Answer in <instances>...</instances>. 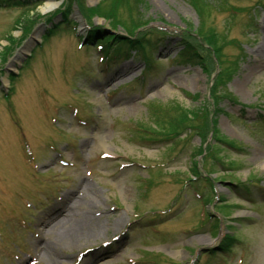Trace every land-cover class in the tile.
I'll return each mask as SVG.
<instances>
[{
  "label": "rangeland",
  "instance_id": "obj_1",
  "mask_svg": "<svg viewBox=\"0 0 264 264\" xmlns=\"http://www.w3.org/2000/svg\"><path fill=\"white\" fill-rule=\"evenodd\" d=\"M75 1L0 8V264H264V64L251 65L264 0H135V18L124 0H79L83 17ZM63 18L72 23L41 43ZM84 18L102 30L91 46L80 40ZM128 26L149 61L126 47L102 62L99 38ZM201 60L215 64L211 75ZM124 68L131 74L111 84ZM201 112L205 124L183 127ZM212 121L209 160L198 148ZM204 171L220 197L209 205ZM69 209L81 235L99 236L71 248L40 225Z\"/></svg>",
  "mask_w": 264,
  "mask_h": 264
},
{
  "label": "bare ground",
  "instance_id": "obj_2",
  "mask_svg": "<svg viewBox=\"0 0 264 264\" xmlns=\"http://www.w3.org/2000/svg\"><path fill=\"white\" fill-rule=\"evenodd\" d=\"M53 6L52 5H48L47 7H44L42 9L43 12L51 9ZM39 34L40 32L37 31L33 38H31V41L29 42V44H27L24 49L22 51H20V53H18L16 55V57L13 59L12 63H11V67H14L15 64H17V62L21 61L22 56L25 54L24 51L28 50V47L30 45H32L37 39H39ZM119 40V36L118 35H113V41H118ZM109 41V40H108ZM253 57V56H252ZM252 60V59H251ZM264 43L260 45V47L254 51V59L251 61V65L257 69L259 66L256 64H264ZM132 72L131 68H124L122 69L115 77H113L110 80L111 84L116 83L117 81H124L126 79L127 76H129ZM63 209H65V211L63 213L66 212V208L67 205H62ZM72 214H74V212L69 209L67 212V216L65 217H60V218H49L50 216H48V220L47 219H42V221H40V225H43L45 227L48 228L49 232L55 233V234H60L61 239L64 240L63 245L71 247V248H75L77 246H80V244L82 242L85 241H90L93 238H97L100 234V232L98 230H94L91 233L85 234V235H81L75 227V219L72 218ZM60 215H63L62 213ZM205 240L204 238L201 239V241Z\"/></svg>",
  "mask_w": 264,
  "mask_h": 264
},
{
  "label": "trees",
  "instance_id": "obj_3",
  "mask_svg": "<svg viewBox=\"0 0 264 264\" xmlns=\"http://www.w3.org/2000/svg\"><path fill=\"white\" fill-rule=\"evenodd\" d=\"M26 1V3H29V0H25ZM79 0H76V2L78 3V5H79V7H80V10H81V3H79L78 2ZM124 2L126 3V7L129 9V12H130V14H131V16L133 17V18H135V16H134V14L136 13V3H135V0H124ZM21 3V2H20ZM20 5H22V4H20ZM66 18H67V16H66ZM86 20L87 21H90L91 19H89V18H86ZM123 24H127L126 22H124ZM143 26V24H141V26L140 27H142ZM122 28H124V27H122ZM118 29V28H117ZM127 32V34H128V36H131V37H134L137 33H136V31L139 29H135V30H130L131 29V27H126V28H124ZM94 30H97V29H94ZM98 31H100V32H102L101 30H98ZM99 32V33H100ZM96 33H97V31H96ZM94 34H95V32H94ZM122 39V41H130L129 39H127V38H121ZM185 41H186V43H185V48H184V51H183V54H182V58L183 59H185V60H187V58L191 55L192 57H191V59L193 58V53L191 52V53H189V51H190V49L189 48H191L189 45H190V43H191V40H190V38L187 36L186 38H183ZM130 42H132V41H130ZM187 44V45H186ZM142 47V46H141ZM211 50L213 51V53L215 54V44L212 46V48H211ZM117 52H119V51H117ZM196 52V54L199 56V53H197V51H195ZM215 57L217 58V53L215 54ZM212 58H213V56H212ZM200 65L202 66V68H203V71H205L206 70V72H207V74L208 75H211V73H212V70H213V68H214V66H215V64H212V62L209 60H201V62H200ZM223 78H224V74L222 73V72H220V74L217 76V79H216V83L217 82H219V83H222L221 82V80H223ZM217 85V87H218V84H216ZM223 86V85H222ZM224 87V86H223ZM217 95H218V88H217V91L216 90H214V92H213V94H212V97H213V99L214 100H218V98H217ZM209 110V109H208ZM173 116V113L172 112H170L169 113V116H161V118H160V120L159 121H161L163 124L164 123H166L167 124V122H168V120L170 119V118H172L171 116ZM187 118V117H186ZM194 119L195 120H202V122H204V124H205V118H204V114H202V112L200 113V114H198L197 116H195V117H193L191 120L190 119H188L187 118V123L186 124H184V128L185 129H187V128H189V129H194L195 130V127H193V126H191V124H190V121H194ZM165 124V125H166ZM206 128L208 129V130H210V131H213V139L214 140H216L217 141V134H218V131H217V129H216V127H215V122L214 121H212V123H210L209 122V124H207L206 125ZM203 131H206V133H205V135H203L204 136V140H206L207 139V134H208V131L207 130H205V127H204V125H203ZM176 133V132H175ZM178 133V132H177ZM198 134H200L199 133V131H198ZM217 137V138H216ZM206 151H207V154L209 155V156H212V154L215 152V146L214 145H209L207 148H206ZM203 152H204V150H203V148H200L199 149V153H200V155L201 154H203Z\"/></svg>",
  "mask_w": 264,
  "mask_h": 264
}]
</instances>
